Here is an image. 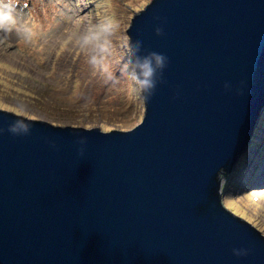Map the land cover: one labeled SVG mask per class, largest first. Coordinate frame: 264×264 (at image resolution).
<instances>
[{
	"label": "water",
	"instance_id": "95a60500",
	"mask_svg": "<svg viewBox=\"0 0 264 264\" xmlns=\"http://www.w3.org/2000/svg\"><path fill=\"white\" fill-rule=\"evenodd\" d=\"M131 19L139 55L167 57L141 123L0 109V264H264L222 200L264 108V0H151Z\"/></svg>",
	"mask_w": 264,
	"mask_h": 264
},
{
	"label": "rangeland",
	"instance_id": "374dc122",
	"mask_svg": "<svg viewBox=\"0 0 264 264\" xmlns=\"http://www.w3.org/2000/svg\"><path fill=\"white\" fill-rule=\"evenodd\" d=\"M151 0H20L15 26L0 31V109L55 126L128 130L144 117L143 95L125 71L131 17ZM112 18L118 28L102 67L76 37ZM223 182V204L264 235V108L253 138Z\"/></svg>",
	"mask_w": 264,
	"mask_h": 264
},
{
	"label": "clouds",
	"instance_id": "9594fccd",
	"mask_svg": "<svg viewBox=\"0 0 264 264\" xmlns=\"http://www.w3.org/2000/svg\"><path fill=\"white\" fill-rule=\"evenodd\" d=\"M20 7V0H0V31L9 32L16 24L17 9ZM118 28L117 22L112 18H104L89 26L86 31L79 34L75 43L88 57V63L92 66H99L107 71L105 61L112 52V37ZM157 34L161 29H156ZM129 59L125 64V71L134 83L143 98L147 100L153 93L158 79V73L166 66L167 57L162 53L149 52L147 55H139L141 41L132 43L129 39L125 43ZM227 87V85H226ZM23 119L18 116L17 120ZM25 133L29 131V125H22ZM9 131L18 134L17 123L9 126ZM253 138V137H252ZM252 140V139H251ZM225 180V177L222 178ZM234 255L242 256L247 254L246 249H233Z\"/></svg>",
	"mask_w": 264,
	"mask_h": 264
}]
</instances>
